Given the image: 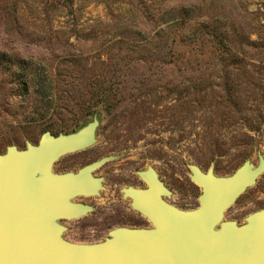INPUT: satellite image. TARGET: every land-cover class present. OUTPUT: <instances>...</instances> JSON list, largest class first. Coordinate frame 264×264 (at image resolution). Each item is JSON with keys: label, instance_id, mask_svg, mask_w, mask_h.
<instances>
[{"label": "rangeland", "instance_id": "rangeland-1", "mask_svg": "<svg viewBox=\"0 0 264 264\" xmlns=\"http://www.w3.org/2000/svg\"><path fill=\"white\" fill-rule=\"evenodd\" d=\"M94 122L95 143L78 153L77 169L105 157L115 166L101 200L87 201L96 210L61 222L71 243L108 238L93 231L110 186L119 196L145 189L138 174L149 168L168 203L193 210L202 190L190 166L218 177L257 167L264 0H0V155ZM263 209L264 172L225 220L243 225Z\"/></svg>", "mask_w": 264, "mask_h": 264}, {"label": "water", "instance_id": "water-1", "mask_svg": "<svg viewBox=\"0 0 264 264\" xmlns=\"http://www.w3.org/2000/svg\"><path fill=\"white\" fill-rule=\"evenodd\" d=\"M97 123L78 133L46 137L25 150L8 147L0 155V264H264V209L238 225L225 213L264 172V158L218 177L190 166L202 194L199 207L182 210L168 203L171 192L154 169L138 175L145 189H123L124 198L150 222V228L119 227L103 242L75 244L64 239L62 221L78 220L92 208L76 203L99 197L103 179L94 172L112 157L78 172L57 173L63 156L90 148Z\"/></svg>", "mask_w": 264, "mask_h": 264}, {"label": "flooded vegetation", "instance_id": "flooded-vegetation-1", "mask_svg": "<svg viewBox=\"0 0 264 264\" xmlns=\"http://www.w3.org/2000/svg\"><path fill=\"white\" fill-rule=\"evenodd\" d=\"M46 133L48 132H45L41 136L40 141L43 139V137L44 138L46 137ZM49 133H50V136L55 137L53 133L51 132ZM78 153L79 152L71 153V154H67L61 157L54 165V168H56V171H58L59 173L78 172L81 169V168L77 169V167L80 164ZM109 162L114 163L115 159H112ZM106 164L94 172V176L96 177H97L98 172H102V174L105 176V177L98 176L99 178L103 179L104 190L101 191L102 193L106 191V186H105L106 177L110 175L111 172H113L112 168H114L115 166V163H114L113 167L105 168ZM138 179L142 181L139 175H138ZM117 188H119L117 184L110 186L109 191H108L109 194L107 198L103 199L105 200L103 203L105 208H103L104 210L101 214V217L98 218L97 220L98 222L97 224H95V228L97 230L93 231L94 234L96 235L106 234L108 236V234L112 230L119 228V227L139 228V227H142L143 221L150 223L149 220L141 212L133 208L132 206L133 200L131 198H124L123 189L125 188H122L120 190V193H121L120 196H119V192ZM126 188H129V187H126ZM133 188L143 189L139 186H135ZM93 200H101V199L100 197H89V198L80 197V198L75 199V202L90 206L92 208L91 213H93L96 210L95 206L87 203V201L92 202ZM88 215L89 214L85 215L82 218H86ZM66 222H70V221H66Z\"/></svg>", "mask_w": 264, "mask_h": 264}]
</instances>
